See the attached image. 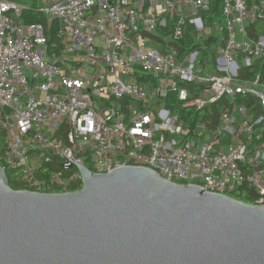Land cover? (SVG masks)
Wrapping results in <instances>:
<instances>
[{"label": "built area", "instance_id": "obj_1", "mask_svg": "<svg viewBox=\"0 0 264 264\" xmlns=\"http://www.w3.org/2000/svg\"><path fill=\"white\" fill-rule=\"evenodd\" d=\"M210 6L0 0L1 165L39 192L83 184L71 155L93 172L144 165L211 192L246 186L264 204V0H221L213 25ZM31 12L56 20L61 42ZM187 32L214 34L203 49L215 54L182 48ZM52 163L62 169L41 177Z\"/></svg>", "mask_w": 264, "mask_h": 264}, {"label": "water", "instance_id": "obj_2", "mask_svg": "<svg viewBox=\"0 0 264 264\" xmlns=\"http://www.w3.org/2000/svg\"><path fill=\"white\" fill-rule=\"evenodd\" d=\"M68 158L83 184L65 192L14 189L0 164V264H264V204Z\"/></svg>", "mask_w": 264, "mask_h": 264}, {"label": "trees", "instance_id": "obj_3", "mask_svg": "<svg viewBox=\"0 0 264 264\" xmlns=\"http://www.w3.org/2000/svg\"><path fill=\"white\" fill-rule=\"evenodd\" d=\"M203 17L204 20L206 21V23L208 25H213V21L215 20H219L221 18V0H211V6L209 8V10H206L203 13ZM27 22H40L42 23L45 28H46V34L48 37L49 42H61V37L59 36V25L58 22L56 20L54 21H49V18H47L45 15L41 14V13H37V12H31V15L28 17ZM254 26L255 25H251L249 26V30L251 32V36H255L254 35ZM161 33L163 35H165L166 33H168L167 30H163L161 31ZM155 36V35H152ZM157 38H162L161 36L157 37ZM205 38H211L210 41H212L214 38H216V36L213 34L212 37L207 36V37H202V40L197 42L195 40V35L191 32H187L185 37L182 39L181 41V47L183 48L184 46H190L191 49H200V51L202 52L203 55H208V54H215L214 52L208 50V49H203L204 45L209 43V39H205ZM177 45H179V43H177ZM260 68L255 69L252 73V76H255L257 71H259ZM261 71L264 72V70L261 69ZM214 109L217 110L219 109L218 106H215ZM7 152V147L5 142L3 141V139H0V164H3V161L1 159V157L3 155H5ZM86 166L92 170V165L90 162H86ZM62 169V167L60 165H57L56 163H52L49 165H45L43 167V170H41V177H47L50 173L52 172H56L58 170ZM6 173H7V177L9 180L10 185L12 186V188L14 189H28V186L26 185V183L22 180L21 177V171L20 169H11V168H6ZM82 187L81 184H72L69 186V190L74 191V190H78ZM52 191L54 192H60V189H52ZM229 195H231L232 197H234L235 199L245 202V203H249V204H255L256 203V198L258 197L256 191L254 189L248 188L246 186H242L240 187L238 190L229 193Z\"/></svg>", "mask_w": 264, "mask_h": 264}, {"label": "rangeland", "instance_id": "obj_4", "mask_svg": "<svg viewBox=\"0 0 264 264\" xmlns=\"http://www.w3.org/2000/svg\"><path fill=\"white\" fill-rule=\"evenodd\" d=\"M259 27L262 28L261 33L264 34V21H262V22L259 23Z\"/></svg>", "mask_w": 264, "mask_h": 264}]
</instances>
